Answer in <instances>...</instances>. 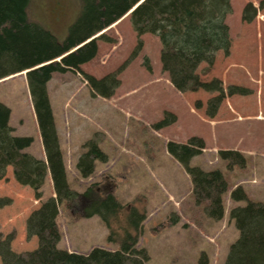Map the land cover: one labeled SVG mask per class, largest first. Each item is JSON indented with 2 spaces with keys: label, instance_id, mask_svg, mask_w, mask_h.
<instances>
[{
  "label": "rangeland",
  "instance_id": "rangeland-1",
  "mask_svg": "<svg viewBox=\"0 0 264 264\" xmlns=\"http://www.w3.org/2000/svg\"><path fill=\"white\" fill-rule=\"evenodd\" d=\"M259 1L230 0L232 12L225 19L231 37L229 53L217 51L212 65L201 62L196 70L203 81L217 77L225 89L236 84L251 90L226 95L212 117L204 109L215 92L174 88L161 68L155 35L143 34L139 53L129 59L136 41L129 14L102 31L112 40L98 39L96 54L80 65V71L54 72L46 83L69 187L82 192L96 184L101 195L111 193L122 205L115 227L123 225L131 206L144 215L137 245L148 253L145 264H223L239 235L230 210L245 204L232 200L231 191L240 187L247 199L264 202V8L257 9L251 22L240 18L247 2L257 7ZM80 9V0H29L26 16L63 40ZM112 71H117L120 83L110 97L93 92L83 75L100 78ZM21 72L0 79V102L10 109L8 123L13 134L33 138L25 151L44 160L25 73ZM165 112L176 119L156 128ZM192 136L201 137L204 148L191 157L189 165L218 169L226 180L220 219L209 217L203 204L194 202L189 174L167 151L168 141L186 142ZM90 137L96 139L106 159L95 160L93 173L83 177L76 161ZM219 150L241 152L244 163L227 165ZM5 181L4 189L0 184V199L9 202L0 206V233L14 232L10 246L15 252L32 250L37 242L35 237L31 241L32 236L26 237V218L54 196L50 175L44 179L39 199L28 185L14 178ZM56 222L60 249L86 253L93 247H120L118 241L108 240L109 229L96 214L82 216L61 202Z\"/></svg>",
  "mask_w": 264,
  "mask_h": 264
},
{
  "label": "trees",
  "instance_id": "trees-1",
  "mask_svg": "<svg viewBox=\"0 0 264 264\" xmlns=\"http://www.w3.org/2000/svg\"><path fill=\"white\" fill-rule=\"evenodd\" d=\"M28 3L29 0H0V79L29 69L25 77L45 160L25 151L33 138L13 134L8 123L10 109L0 102V180L11 166L13 178L28 185L34 198L39 199L41 186L49 173L54 196L42 201L26 218V237L37 239L34 249L15 252L10 246L14 232L0 233V264H145L148 253L137 245L144 215L131 206L123 225L115 227L122 205L111 193L101 195L96 184L82 192L69 187L46 83L54 72L80 71V65L96 54L98 39L112 40L102 31L129 14L136 36L129 59L139 53L143 34L155 35L160 43L161 68L167 72L174 88L215 92L207 99L204 109L206 116L212 117L226 95L251 91L236 84H229L225 89L219 78L203 81L196 71L201 62L212 65L217 51L221 50L224 55L229 53L231 37L225 19L232 12L230 0H80V12L63 40L28 20ZM258 8H264V0H260L257 7L247 2L241 10V20L251 22ZM97 33L100 34L95 36ZM146 67L150 70L148 64ZM83 75L93 92L103 97H110L120 83L117 71L100 78L88 73ZM175 119L174 114L165 112L155 127L160 128ZM82 146L85 149L76 161V168L81 176L87 177L93 173L94 161H104L106 154L94 137ZM166 147L189 174L194 202L203 204L209 217L220 219L224 210L222 194L227 188L222 172L189 165L191 157L204 148L203 139L192 136L186 142L168 141ZM219 156L227 165L244 163V156L237 150H219ZM230 198L244 200L245 204L230 210L239 235L230 244L223 264H264V202L247 199L240 187L231 191ZM8 202V199H0V206ZM61 202L67 209H78L82 216L98 215L109 229L108 240L118 241L119 249L93 247L79 253L58 248L61 232L56 216Z\"/></svg>",
  "mask_w": 264,
  "mask_h": 264
},
{
  "label": "crops",
  "instance_id": "crops-1",
  "mask_svg": "<svg viewBox=\"0 0 264 264\" xmlns=\"http://www.w3.org/2000/svg\"><path fill=\"white\" fill-rule=\"evenodd\" d=\"M44 160H45V153H44ZM11 172V173H10ZM8 178H10L12 181H13V174H12V169H11V166H8L7 168H6V175H5V178L4 179H1L0 180V184L2 183V185L4 186V187H2V189H4L5 188V185H6V179H8ZM51 184H52V181H51ZM2 189H1V191H2ZM3 193V192H2ZM1 194V193H0ZM3 195H5V194H3ZM34 202H36L35 201V199H34ZM38 202V201H37ZM38 203H40V201L38 202ZM35 204V203H34ZM36 205V204H35ZM33 237H35V236H32L29 240L31 241L32 239H33ZM36 238V237H35ZM36 242H37V239H36ZM11 243L13 244V242L11 241Z\"/></svg>",
  "mask_w": 264,
  "mask_h": 264
},
{
  "label": "water",
  "instance_id": "water-1",
  "mask_svg": "<svg viewBox=\"0 0 264 264\" xmlns=\"http://www.w3.org/2000/svg\"><path fill=\"white\" fill-rule=\"evenodd\" d=\"M129 12H130V11H129ZM97 35H98V34H96L95 36H97ZM81 44H82V43H81ZM79 45H80V44H79ZM79 45H78V46H79ZM72 50H73V49H72ZM58 59H59V58H57V60H58ZM27 71H28V69L24 70L23 72L26 73Z\"/></svg>",
  "mask_w": 264,
  "mask_h": 264
},
{
  "label": "bare ground",
  "instance_id": "bare-ground-1",
  "mask_svg": "<svg viewBox=\"0 0 264 264\" xmlns=\"http://www.w3.org/2000/svg\"><path fill=\"white\" fill-rule=\"evenodd\" d=\"M78 46H76L75 48H77ZM57 60V59H56ZM29 70V69H28ZM22 73V72H21Z\"/></svg>",
  "mask_w": 264,
  "mask_h": 264
}]
</instances>
